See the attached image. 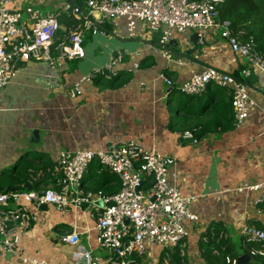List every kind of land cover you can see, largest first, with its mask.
Instances as JSON below:
<instances>
[{
	"label": "crops",
	"instance_id": "1",
	"mask_svg": "<svg viewBox=\"0 0 264 264\" xmlns=\"http://www.w3.org/2000/svg\"><path fill=\"white\" fill-rule=\"evenodd\" d=\"M62 3V0H13L12 8L23 12L32 6L48 14ZM117 20L109 27L112 33L106 24V33H85L82 59L59 67L35 60L19 64L16 76L0 90V172L13 171L20 158L32 161L37 170L29 179V189L41 192L55 183L50 169L61 151L98 149L110 143L139 139L146 147H154L175 158L172 172L177 174L176 185L183 193L197 196L193 209L200 213L201 222L193 225L188 241V252L193 256L194 252L199 253L197 239L208 224L221 221L236 233L252 227L253 220L264 218L253 205L255 195L236 191L244 181L254 182L264 177V95L258 91H264V72L252 69L254 83L250 95L256 105L250 106L244 126L227 131L220 127L199 131L194 133L197 142L184 139L182 134L187 130L176 124L169 125L177 116L170 113L173 104L169 102L168 92L171 88L162 74L180 84L207 67L233 73L245 67L244 59L231 50L226 40L210 36L206 44L198 42L199 49L191 56L185 52L192 44L184 45L181 54L173 44L169 48L173 57L168 60L154 49L159 47L158 35L144 33L131 38L125 20ZM190 35L180 37L187 41ZM119 51L143 54L141 58L126 56L117 68V75L120 71L131 73L127 82L122 78L107 84L102 77L82 83L81 94L71 96V89L80 78L109 63ZM136 63L140 67H135ZM35 130L37 138L33 136ZM39 153L46 154L47 158L38 160ZM31 155L34 157L30 158ZM104 172L109 171L89 169L84 178ZM47 174L48 183L42 182ZM115 187L112 182L102 190L113 191ZM20 205L35 214L28 228L18 225L21 237L18 251L23 257L73 264L85 249L93 251L100 263L106 259L105 250L97 243L95 221L89 210L71 207L68 211H59L53 205L37 209L24 200L0 204V210ZM72 232L78 233L75 245L63 241ZM151 259L153 263L159 261L157 256ZM148 262H151L149 257ZM0 264L30 263L0 251Z\"/></svg>",
	"mask_w": 264,
	"mask_h": 264
},
{
	"label": "built area",
	"instance_id": "2",
	"mask_svg": "<svg viewBox=\"0 0 264 264\" xmlns=\"http://www.w3.org/2000/svg\"><path fill=\"white\" fill-rule=\"evenodd\" d=\"M62 2L56 11L44 14L32 6L22 12L12 8L13 0H0V90L16 76L20 63L35 60L59 67L84 58L85 33H106L104 25L117 19L125 20L131 38L144 33L158 35L161 46L154 49L168 60L173 57L169 48L178 36L196 32L200 39L206 40L204 32H211L219 34L231 50L244 59V77L251 76L253 68L264 72V54L258 50L254 38L245 29L236 30L231 20L221 17L224 0H84L83 5L75 0ZM64 16L78 22L60 35ZM141 54L117 52L109 63L80 78L71 89V96L81 94L84 82L97 77L112 80L126 56L141 58ZM135 67H140V63ZM162 79L171 88L168 96L174 88L191 95L204 94L211 83L227 88L232 97L235 127L246 124L250 106L256 105L245 82L212 67L194 73L180 84L165 74ZM182 137L198 141L191 130L183 132ZM93 162L120 178L118 192L84 188V177ZM174 164L175 158L154 147H146L136 138L98 149L64 150L50 169L55 177L54 185L41 192H0V204L24 200L37 209L47 204L59 211H68L71 207L89 210L95 221L97 243L107 257L100 263L93 251L84 249L73 264H148V257L152 262V256L159 257L157 264H172L171 253L175 249L182 255L186 253L192 227L201 222L200 213L193 209L197 196L183 193L176 185ZM236 191L255 195L253 205L261 212L258 207L264 202V177L254 182L244 181ZM33 219L35 214L26 206L0 210V251L12 253L30 264H58L23 257L18 251L21 242L18 225L28 228ZM250 228L246 234L248 242L264 239V231ZM223 236L221 233L219 238ZM63 241L77 244L78 233L67 234ZM214 252L219 254L218 250ZM251 253L264 255V250L253 248ZM161 257H164L162 261ZM227 263L238 264V260L227 257Z\"/></svg>",
	"mask_w": 264,
	"mask_h": 264
},
{
	"label": "trees",
	"instance_id": "3",
	"mask_svg": "<svg viewBox=\"0 0 264 264\" xmlns=\"http://www.w3.org/2000/svg\"><path fill=\"white\" fill-rule=\"evenodd\" d=\"M75 1L80 5L84 4V0ZM220 13L223 19L232 21L236 30L245 29L254 38L258 50L264 54V0H224ZM61 22L64 25V29L60 30V32L64 33L72 23L77 24L78 21L72 22L64 16ZM245 67L230 74L240 81L253 84L254 81L251 76L244 77L242 74V70ZM130 76L131 73L120 71L119 75L111 81L113 83L124 78L123 82L125 83ZM100 78L102 77L94 80ZM176 95H179L177 99L175 98ZM169 98V102L173 104L170 113L177 116L174 120L171 119L169 123L171 127L176 124L184 130H191L194 133L212 131L218 127L227 131L235 127L232 97L227 88L211 83L207 91L202 95L184 94L174 88ZM36 158L40 160L47 158V156L44 153H39ZM93 168L99 170L101 165L98 162H93L90 165V169L93 170ZM36 170L37 168L32 161L20 158L15 163L13 171L10 173L7 171L0 172V187L5 188L2 193L29 191V179L31 175L35 174ZM104 173H106V176H103ZM104 173H101V175L92 174L93 176L89 174L90 176H86L83 180V186H86V189L99 190L105 189L108 184L114 182L116 187L113 191L112 189L104 191L106 193L118 192L121 188L120 178L109 172ZM48 177L49 174H47L45 180L42 179V182L48 183ZM35 183L38 184V181ZM258 209L264 215V202L259 205ZM253 222L256 229L264 231V218L263 220H253ZM231 232L221 221L212 222L206 227L199 239H197L198 249L204 264H229L227 263V257L232 260H238L244 254H249L251 257V260L246 264H264V255H253L251 253L253 248L264 250V239L258 242H248L247 236H238L236 233V235L232 236ZM221 233H224V236L219 238ZM207 239L208 241H206ZM215 250H218L219 254H216ZM163 258L161 257V261ZM171 262L172 264H189L186 253L182 255L178 249L171 253Z\"/></svg>",
	"mask_w": 264,
	"mask_h": 264
},
{
	"label": "rangeland",
	"instance_id": "4",
	"mask_svg": "<svg viewBox=\"0 0 264 264\" xmlns=\"http://www.w3.org/2000/svg\"><path fill=\"white\" fill-rule=\"evenodd\" d=\"M116 21H119V20H113V21H110V22H107L106 23V29L109 31V32H111L112 33V31L110 30V26L111 27H113L114 26V22H116ZM204 35L206 36V38L208 39L210 36H212V35H216V37H218V38H221L220 36H219V34H211V32H204ZM222 39V38H221ZM177 41H178V44L174 47V49H175V51L177 52V53H182L181 51H182V49H184L185 48V46H187L188 47V44H187V41H184L180 36H178L177 37ZM185 45V46H184ZM188 49V48H187ZM186 49V50H187ZM104 83H107V84H109V82L111 81V80H106V79H103L102 80ZM111 83V82H110ZM177 96H179V95H176L175 96V98L177 99ZM205 98V97H204ZM176 102V101H175ZM175 104V103H174ZM34 157V155H31L30 156V158H33ZM10 172H11V170H9ZM195 203V202H194ZM252 224H254V222H252ZM251 225V224H250ZM253 227V226H252ZM255 228V227H254ZM253 228V229H254ZM251 229V228H250ZM256 229V228H255ZM236 232V234L239 236V235H242L243 237H246L247 235V230H245V231H243V232H240V230L239 231H235ZM233 231L231 232V235L232 236H234V235H236ZM189 241V240H188ZM188 242H187V249H186V255L188 256V261H189V264H204V262H203V260H202V257L199 255L200 254V251H199V253H193V256L191 255V254H189V252H188ZM191 255V257H189ZM189 259H191V260H189ZM150 261V260H149ZM158 263V261L157 262H152V263H150V264H157ZM162 263V262H161ZM149 264V263H148Z\"/></svg>",
	"mask_w": 264,
	"mask_h": 264
},
{
	"label": "water",
	"instance_id": "5",
	"mask_svg": "<svg viewBox=\"0 0 264 264\" xmlns=\"http://www.w3.org/2000/svg\"><path fill=\"white\" fill-rule=\"evenodd\" d=\"M201 40V42H203V43H205L206 44V40H205V38H199V36H198V33H196V32H194V33H191V35L189 36V38H188V40H187V44H188V46L190 45V44H192L193 45V47L192 48H189V49H187L186 50V52H185V54L186 55H188V56H191L192 54H194L196 51H198V49H199V45H198V42ZM159 46H161V44L158 42L157 43ZM177 45L178 44V41L177 40H173L172 41V45ZM249 87H252V85L251 84H249V83H247V82H245ZM258 90V89H257ZM259 92H261L263 95H264V91L263 90H258ZM33 136L34 137H38V131L37 130H35V131H33ZM34 138H32V140H33ZM5 190V188L4 187H0V192H2V191H4ZM47 207V204H43L42 206H41V208H46ZM129 221L128 220H126V223H128ZM251 260V257L249 256V254H244V255H242V256H240L239 258H238V264H246L248 261H250Z\"/></svg>",
	"mask_w": 264,
	"mask_h": 264
}]
</instances>
